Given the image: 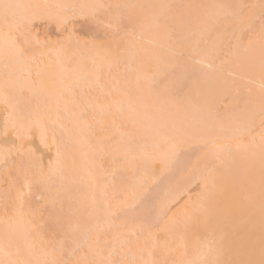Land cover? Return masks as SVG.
I'll return each mask as SVG.
<instances>
[{
	"label": "snow or ice",
	"instance_id": "snow-or-ice-1",
	"mask_svg": "<svg viewBox=\"0 0 264 264\" xmlns=\"http://www.w3.org/2000/svg\"><path fill=\"white\" fill-rule=\"evenodd\" d=\"M38 22L56 25L60 34L56 41H41L38 34L34 35ZM76 23L85 29L80 34L75 31ZM148 36L160 42L146 40ZM145 43L152 47H145ZM73 45V54L68 56ZM43 49L67 56L69 64L79 53L94 67L95 57L85 58L83 53L102 54L110 72L115 70L118 77L113 91L128 96V85L134 79L137 98L141 102L147 98L145 107L154 117L163 118L175 109L184 113L183 121H164V132L150 125L145 129L147 135H141L135 121L126 119L122 107L117 108L119 120L108 105L91 106L90 117L87 109L74 111L78 105L68 85L72 107L66 101L63 111L74 118L77 143L81 145L79 158L68 145L61 147L62 140L57 139L52 128L56 159L49 158L45 164L43 154L38 156L28 141L39 132L41 142L47 143L51 105L41 110L39 106L21 107L16 101L24 91H31L32 69L39 66ZM0 60L4 68L0 74L2 222L6 239L22 237L30 249V256L24 257L19 246L15 251L5 247L0 264H264V0L258 4L0 2ZM216 61L221 66L235 64L248 84L254 82L251 77L257 72L260 77V142L257 145L252 136L256 94L248 87L242 116L252 141L236 145L246 150V162L234 187L227 192L221 184L224 156L231 159V141L237 138L228 135L231 129L219 114L213 117L211 110L202 109L197 96L184 92V88H190L199 93L207 75L204 70H215ZM128 109L136 110L132 104ZM55 114L53 123L61 119L58 101ZM113 128L126 130L116 136ZM217 128L225 133L224 143L215 135ZM201 135L208 139L192 142ZM184 150L199 151L207 161L199 174V191L195 199L189 197L182 205L177 201L172 206L175 211L169 207L154 219L151 206L136 196L138 177L148 176L157 163L170 167ZM66 159L71 161L67 171ZM105 159L113 177L121 174L119 185L114 179L109 185L97 177L98 161ZM99 166L103 169L102 163ZM81 170L87 172L90 197L77 195L80 188L72 176ZM113 201H118L119 211L125 213H135L144 204L143 213L131 217L138 226V231L133 232L135 239L121 244L122 248L124 244H134L139 259L124 255L113 259L115 248L105 256L108 241L102 243L103 229H96L101 217L115 215ZM45 216L58 230L49 238L43 235L41 221ZM225 219L233 225L229 234L231 259L221 258L225 235H221L219 243L215 239L214 225ZM200 229L212 235L216 246L207 251L198 248L200 259H190L185 242ZM81 238L88 242L93 258L73 259L76 251L82 250ZM37 250L42 259L32 258Z\"/></svg>",
	"mask_w": 264,
	"mask_h": 264
},
{
	"label": "bare ground",
	"instance_id": "bare-ground-1",
	"mask_svg": "<svg viewBox=\"0 0 264 264\" xmlns=\"http://www.w3.org/2000/svg\"><path fill=\"white\" fill-rule=\"evenodd\" d=\"M0 2L8 3H39V4H59V3H171V4H215V3H247L258 4L259 0H0ZM77 24V23H76ZM80 24V23H78ZM41 26L42 32L35 31V34L39 35L41 41L51 40L56 41L60 35L57 32L56 25L54 23L38 22L37 26ZM76 26V25H75ZM259 26V20H257V27ZM71 28L72 25H69ZM76 29V28H75ZM48 30V31H47ZM50 30V31H49ZM77 30V29H76ZM80 30V31H79ZM85 29H78L81 33ZM40 31V30H39ZM77 31V32H78ZM48 32V34H47ZM50 32V33H49ZM77 33V34H80ZM147 39H155L159 43V38L148 36ZM145 47H152L145 43ZM75 45L69 50L68 56L73 54ZM39 51V50H38ZM44 55L39 58V66H33L31 91H24V93L16 98L17 103L21 107L31 106L35 109L37 106L41 110H46L47 105H51L52 112L49 124V134L47 143H42L39 132H35L32 139L28 141L30 147L39 156L43 154L45 164L48 163L49 158L56 159V145L52 142L51 129L54 128L58 140H62L61 147L68 145L69 149L75 150V154L79 158V150L81 145L77 143L79 137L75 128L74 118L70 112H64L65 102H69L71 108V101L73 96L66 91L68 85L72 86L75 92V100L78 105L74 109L76 112H80L84 109L88 110L89 117L91 116L92 108L95 105H108L110 111L115 113L119 120L118 107L124 109V116L129 121H135L136 129L141 135H147L145 129L154 125L164 132L167 129L163 127L164 121L169 124L172 122L180 123L184 119L183 112H177L175 109H170L168 113L163 117H154L150 109L145 105L149 103L147 98L141 102L136 95V83L133 79L128 87L131 89L128 96L120 95L113 91L117 87L118 77L115 70L110 72L106 63L102 59V54H96L84 52L83 56H94L96 59V66L94 67L90 59H82L81 55L77 53L74 60L69 64L67 56L60 54L57 55L55 51L50 49H43ZM166 54V53H164ZM223 59V57H222ZM82 65V66H81ZM216 68L205 69L207 74L204 84L199 93L193 92L190 88H184L185 93H190L198 97V102L202 109L205 111L211 110L213 117L219 114V117L224 121L226 127H229L231 131L228 135L234 136L237 139L231 141L232 153L231 159L227 155L224 156L225 169L224 176L221 180V184L227 192L234 187L235 181L239 174L242 172L245 166V157L247 152L244 148L237 149L238 142L250 144L252 136L256 138V144H259V136L262 131L260 127L259 117V92H260V77L257 72L251 79L254 81L252 84H248L242 79V72L235 64L224 63L221 66L220 61L215 62ZM222 67V72H221ZM68 69V70H66ZM4 71L3 62L0 60V74ZM37 71L40 73L36 75ZM229 72H235L236 74L229 75ZM99 81V84H97ZM122 84V81H120ZM251 87L255 94V114L256 118L252 128V136L248 135L245 128V121L242 116L243 109L245 107V101L247 100L246 89ZM112 91V95H107ZM59 102L61 108V119L58 122L53 123L56 120V103ZM132 104L135 107L134 112H130L128 105ZM151 118V119H150ZM61 125L66 126L62 128ZM131 127V125H129ZM126 129L113 128L112 132L119 136ZM215 135L221 137L220 142L224 143L225 133L221 132L219 128L216 129ZM0 139H3V113L0 111ZM11 140V136L8 138ZM203 139H208L207 135L197 136L193 139V143ZM150 142V141H149ZM86 150V146H84ZM66 153V157H67ZM203 153L196 150H184L181 151L177 157L176 162L170 167H165L162 164L157 163L148 176L138 177L139 186L137 188L136 196L140 197L142 201L147 202L151 206L153 218L159 217L162 212L167 211L169 207L176 204L177 201L182 205L188 201L189 197L195 199L196 192L199 191V174L206 164ZM70 159H66L65 171L70 166ZM103 164V169L99 166ZM96 175L104 183L111 185L113 179L117 185L120 184V173H116L115 177L112 176L109 169V161L105 159L103 162L98 161V166L95 170ZM3 174V167L0 165V176ZM76 185L80 188L77 193L81 197H90L92 194V188L89 186V180L87 172L81 170L77 174L72 176ZM2 187L0 185V196H2ZM112 190L109 188V196H111ZM34 203H39L35 201ZM131 203V197L129 200ZM119 202H112V209L115 215H106L100 218L99 227L96 229L99 231L103 229L102 243L104 240L108 241L105 251V256L108 255V250L115 248L116 255L113 259H120L122 255L128 259H139L140 253L134 244H124L123 248L121 244L125 240H134L133 232L138 231L137 224L131 219L134 215H141L144 211V204L142 203L136 212H121L119 211ZM175 207H172V211H175ZM171 214V213H169ZM3 210L0 207V259H4L3 249L9 247L12 251H15L16 247L21 248L24 257L30 256V249L28 242L22 237L13 236L10 239L5 238L4 225H3ZM43 225V235L45 238L51 237L53 232H57L55 225L47 222V216L45 220L41 221ZM233 230V225L228 220H221L219 224L214 225L215 239L219 243L221 235H225L223 240V252L221 258L231 259L233 255L229 251L231 244L230 233ZM258 235V234H257ZM82 244V250L76 251L73 259L87 260L92 257L89 251L88 242H85L83 238L80 239ZM188 258L200 259L197 255V249H203L207 251L208 247H215L213 243V237L209 232L204 229H200L195 234L190 235L187 241ZM32 258H43L40 251L37 250L35 256ZM207 258H211L210 256Z\"/></svg>",
	"mask_w": 264,
	"mask_h": 264
},
{
	"label": "rangeland",
	"instance_id": "rangeland-1",
	"mask_svg": "<svg viewBox=\"0 0 264 264\" xmlns=\"http://www.w3.org/2000/svg\"><path fill=\"white\" fill-rule=\"evenodd\" d=\"M75 25H76L75 28L77 29V30L75 29L76 33H80V32H79L80 30L78 31V29L81 28V25L78 24V23L75 24ZM81 29H82V28H81ZM36 30H37L38 32H42V30H41V26L38 25L37 28H36ZM39 30H40V31H39ZM47 31H48V30H47ZM49 31H50V30H49ZM77 31H78V32H77ZM81 31H82V30H81ZM49 33H50V32H49ZM47 34H48V32H47Z\"/></svg>",
	"mask_w": 264,
	"mask_h": 264
}]
</instances>
